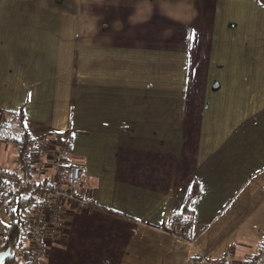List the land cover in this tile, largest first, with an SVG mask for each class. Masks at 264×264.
Wrapping results in <instances>:
<instances>
[{
	"label": "crops",
	"instance_id": "obj_1",
	"mask_svg": "<svg viewBox=\"0 0 264 264\" xmlns=\"http://www.w3.org/2000/svg\"><path fill=\"white\" fill-rule=\"evenodd\" d=\"M65 1L0 0V120L16 113L38 139L71 131L66 162L85 166L78 191L94 201L67 202L42 264H245L264 240V5L88 0L83 16ZM0 142V166L19 170L18 144ZM53 153L34 173L44 162L51 177ZM184 218L191 242L168 232Z\"/></svg>",
	"mask_w": 264,
	"mask_h": 264
},
{
	"label": "built area",
	"instance_id": "obj_2",
	"mask_svg": "<svg viewBox=\"0 0 264 264\" xmlns=\"http://www.w3.org/2000/svg\"><path fill=\"white\" fill-rule=\"evenodd\" d=\"M67 135L64 141H57L51 137L31 138L29 143L24 146L18 163L23 168L24 178L19 177V170H5L0 166V208L4 207L5 199L4 183L14 182L17 186L30 189L33 192H42V204L36 207L28 214V224L30 231L27 235V243L19 251V258L26 264H42L48 251L50 235L52 240L58 241L63 232L64 212L67 202L73 203L77 208H89L94 206V201L84 198L78 191L85 179L86 168L82 164L66 162V156L70 153V144L73 142V134L66 131ZM1 141V140H0ZM54 148L51 157L52 171L50 178H36L33 176L36 161L49 150ZM40 166V165H39ZM45 171L47 165H43ZM43 169V170H44ZM44 171V172H45ZM40 174V168H38ZM206 225L200 226L204 231ZM169 231L173 237L181 241H193L196 233V224L194 221H188L183 224H171ZM6 237V230L0 223V242ZM191 264H229L224 257L208 259L193 256Z\"/></svg>",
	"mask_w": 264,
	"mask_h": 264
},
{
	"label": "trees",
	"instance_id": "obj_3",
	"mask_svg": "<svg viewBox=\"0 0 264 264\" xmlns=\"http://www.w3.org/2000/svg\"><path fill=\"white\" fill-rule=\"evenodd\" d=\"M259 4L264 5V0H256ZM23 110H21V114L23 115ZM9 114H13L16 116V113L3 112L1 120H0V139L5 141H12L19 146V157L22 153L24 146H26L31 140L32 136L28 135L27 131L23 128V121L21 118H10ZM13 122H17V125L21 127V133L16 134L14 131L15 126H13ZM67 132L65 133H51L47 137H53L55 140L61 142L65 140ZM72 148V143L70 144ZM18 157V158H19ZM23 168H20L19 177L23 175ZM23 179V178H22ZM5 194H4V211L6 214L5 220L3 222V226L6 230V237L2 240V246H0V250H4L8 247L12 249L11 256L4 261V264H22L19 258V251L27 243V235L30 231V226L28 224V214L32 212L36 207L42 204V192L36 191L33 192L28 188L17 186L14 182L7 181L4 183ZM200 192L199 186L197 182H195L192 191L189 194L188 201L186 203L185 210L189 211V203L190 200L196 196ZM15 209V211H13ZM183 221V222H182ZM181 222H172L173 224H183L188 221H193L192 218H188L187 220L182 219ZM263 258L264 263V240L262 245L260 246L259 252L249 261H246L245 264H255L258 259Z\"/></svg>",
	"mask_w": 264,
	"mask_h": 264
},
{
	"label": "rangeland",
	"instance_id": "obj_4",
	"mask_svg": "<svg viewBox=\"0 0 264 264\" xmlns=\"http://www.w3.org/2000/svg\"><path fill=\"white\" fill-rule=\"evenodd\" d=\"M79 4H80V7H81V12H82V15L84 16H86V14H85V12H87V6H88V0H80L79 1ZM63 6L65 7V12H67L68 11V8H71V4L68 2V0H66L65 1V3L63 4ZM78 8H79V6H78ZM82 22H83V19H82ZM252 117H251V113H250V111L248 112V111H246L245 113H244V115H243V117H242V119H243V122H247V125H246V127H243V129L242 130H246V132H247V134L246 135H244L243 137H242V145L244 146V147H249V145H250V143L254 140V136L253 135H255L254 134V130H255V128H254V125H253V122L251 121H249L250 119H251ZM0 146H1V142H0ZM242 146V147H243ZM256 146H257V150H258V152H257V155H255L256 156V160H255V165H258L259 163H261L263 160H261L262 158H264V142H258V143H256ZM241 147V148H242ZM253 155H248V157L246 158V160H248L250 157H252ZM51 159V158H50ZM43 160V159H42ZM39 162H41V161H36V163H39ZM44 163V162H43ZM43 163H41V165L39 166V168H40V174L37 172V173H33V176H35L36 177V175H39V177L40 176H43V174H44V171H45V169H44V167H43ZM35 168V167H34ZM44 169V170H43ZM40 178H44V177H40ZM84 197V196H83ZM84 198H86V197H84ZM79 209H84V208H82V207H79ZM262 213L264 214V208L262 209ZM64 215H65V212H64ZM168 232L170 233V231L168 230ZM170 235L172 236V234L170 233ZM194 256H199V257H201L200 255H194ZM221 257H224V258H226L227 260H228V258L226 257V256H221ZM217 258H219V257H217ZM21 260V259H20ZM229 261V260H228ZM24 263V264H26V262L25 261H23V259L21 260V263Z\"/></svg>",
	"mask_w": 264,
	"mask_h": 264
},
{
	"label": "water",
	"instance_id": "obj_5",
	"mask_svg": "<svg viewBox=\"0 0 264 264\" xmlns=\"http://www.w3.org/2000/svg\"><path fill=\"white\" fill-rule=\"evenodd\" d=\"M12 249L10 247L0 250V264H4V261L11 256Z\"/></svg>",
	"mask_w": 264,
	"mask_h": 264
},
{
	"label": "snow or ice",
	"instance_id": "obj_6",
	"mask_svg": "<svg viewBox=\"0 0 264 264\" xmlns=\"http://www.w3.org/2000/svg\"><path fill=\"white\" fill-rule=\"evenodd\" d=\"M13 211H15V209H13ZM0 223H3L2 221H0Z\"/></svg>",
	"mask_w": 264,
	"mask_h": 264
}]
</instances>
